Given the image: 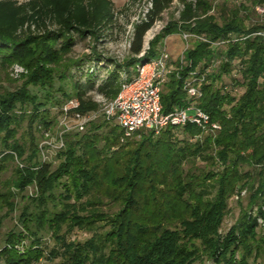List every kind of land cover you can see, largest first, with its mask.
Here are the masks:
<instances>
[{
  "label": "trees",
  "instance_id": "1",
  "mask_svg": "<svg viewBox=\"0 0 264 264\" xmlns=\"http://www.w3.org/2000/svg\"><path fill=\"white\" fill-rule=\"evenodd\" d=\"M140 1L116 9L112 0H0V67L27 69L17 88L0 93V182L18 162L10 186L37 193L29 197L34 211L27 204L18 216L24 231L7 232L0 245V264H264V23L254 16L264 0H183L178 19L144 48L174 2L149 0L122 62L94 45L67 57L77 39L101 42L118 14ZM183 32L191 37L171 60L176 72L162 85V112L186 106L183 81L194 72L204 77L197 104L218 129L187 122L121 140V127L99 113L83 130L62 134L53 160L42 159L40 143L61 129L68 99L79 100L81 113L99 110L89 92L114 99L167 36ZM242 190L247 204L223 229L229 200ZM17 193L0 191V226ZM46 229L54 240L48 249L39 237Z\"/></svg>",
  "mask_w": 264,
  "mask_h": 264
},
{
  "label": "built area",
  "instance_id": "2",
  "mask_svg": "<svg viewBox=\"0 0 264 264\" xmlns=\"http://www.w3.org/2000/svg\"><path fill=\"white\" fill-rule=\"evenodd\" d=\"M258 11L264 13V8L256 6ZM186 42L191 37L189 33H181ZM147 44V43H146ZM175 67L171 57L163 48L159 54L142 64L138 74L130 81L121 83L120 91L112 100H106L100 95L99 110L81 113L78 111L79 100L72 97L62 106L59 118L60 130L54 134V142L50 133L40 143L42 159L47 158L44 145L58 149L63 146L62 134L69 130L81 131L99 113L106 120H114L122 129L121 140L131 137L141 129H147L158 134L166 126H181L187 122L194 123L201 129H218L219 124L211 122L209 115L202 110L197 100L201 97L200 84L204 77L199 79L190 73L183 81V89L188 97V103L181 108H174L168 113L162 112L161 89L167 76L174 73Z\"/></svg>",
  "mask_w": 264,
  "mask_h": 264
},
{
  "label": "rangeland",
  "instance_id": "3",
  "mask_svg": "<svg viewBox=\"0 0 264 264\" xmlns=\"http://www.w3.org/2000/svg\"><path fill=\"white\" fill-rule=\"evenodd\" d=\"M18 2H25L27 0H17ZM115 8L120 9L125 6L129 0H112ZM184 1H193V0H184ZM213 3H219L220 0H212ZM250 0H246L249 3ZM149 7V0H141L137 4H134L129 10L123 12L122 14H118L117 25L115 28L109 30L106 33V36L103 37L101 42H96L95 44L89 39L86 38L84 40H76L75 46H73L72 51L68 54L67 57H83L84 55L91 52V46H95V50L102 54L104 57L115 59L119 62H122L125 58L129 56L128 48L129 41L132 34L133 23L142 19L143 14L146 9ZM183 8V0H174V2L165 9L161 17L155 24L147 31L144 36V48H147V42L153 37L155 33H157L160 29H164L165 26L169 22L176 21L178 19L179 13ZM256 14L255 20L264 23V13L262 11H258L256 8L254 9ZM186 48V42L182 39L179 33H173L167 36L164 40V49L171 57V60H175ZM135 74L138 72V68L136 67L134 70ZM100 76L105 75L104 70H100ZM27 74V69H25L20 64H13L9 67L1 68L0 67V93L6 90H13L17 88L23 80V76ZM60 82L55 79L53 89H57L60 86ZM31 91L36 93L41 98L43 97V90L38 88H31ZM67 90L68 87L66 88ZM55 97L60 98V94L56 91L52 92ZM89 95L92 96L94 102H98L100 99V95L95 91L89 92ZM51 114H55L57 108H50ZM57 114V112H56ZM59 126V124L57 125ZM52 139L49 138L50 142H54V134L51 133ZM46 138V137H45ZM44 152L47 156L45 160H53V155L55 152V148H50L48 145H44ZM18 162H12L8 164L7 170L1 176L0 182V191L2 190H12L14 193V210L4 217L2 210V224L0 226V245L4 243V239L6 237L7 232L9 231H24L22 224L19 221V214L21 209L25 205H30L32 201L29 199L30 196H36V189L34 186L28 185L24 190L20 191L17 188L10 186V180L13 178V170L15 165ZM199 167H203L202 162H198ZM215 188L207 187V192L209 195L214 194ZM248 200V192L242 190L240 194L233 195L229 200V211L230 213L226 216L223 222V229H227L234 220L238 217L240 210L244 208L247 204ZM52 203L49 202L48 208H52ZM32 211H34V206L31 204L29 206ZM60 206H58L59 208ZM52 231L46 229L39 232V237L42 245H44L47 249L50 248L53 243V237L51 236ZM77 233H71L69 238L72 239L74 236L79 237ZM82 237V235H80ZM79 237V238H80ZM30 239H24L21 243L23 246L29 243ZM264 261V260H263ZM198 264V263H195ZM205 264H212V262L207 261Z\"/></svg>",
  "mask_w": 264,
  "mask_h": 264
},
{
  "label": "bare ground",
  "instance_id": "4",
  "mask_svg": "<svg viewBox=\"0 0 264 264\" xmlns=\"http://www.w3.org/2000/svg\"><path fill=\"white\" fill-rule=\"evenodd\" d=\"M146 35V34H145Z\"/></svg>",
  "mask_w": 264,
  "mask_h": 264
}]
</instances>
